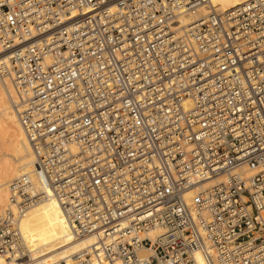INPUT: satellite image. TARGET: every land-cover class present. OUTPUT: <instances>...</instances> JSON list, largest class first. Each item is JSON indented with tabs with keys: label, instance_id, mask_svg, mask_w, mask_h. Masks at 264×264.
<instances>
[{
	"label": "built area",
	"instance_id": "built-area-1",
	"mask_svg": "<svg viewBox=\"0 0 264 264\" xmlns=\"http://www.w3.org/2000/svg\"><path fill=\"white\" fill-rule=\"evenodd\" d=\"M0 45L49 186L12 181L0 264H46L20 223L51 198L76 264H264V0H0Z\"/></svg>",
	"mask_w": 264,
	"mask_h": 264
},
{
	"label": "bare ground",
	"instance_id": "bare-ground-1",
	"mask_svg": "<svg viewBox=\"0 0 264 264\" xmlns=\"http://www.w3.org/2000/svg\"><path fill=\"white\" fill-rule=\"evenodd\" d=\"M211 1L213 7L224 11L249 0ZM200 12L206 15L209 9L202 7ZM78 15V12H74L68 19ZM190 22L188 17L182 16L174 26H186ZM12 57L13 50L3 49L0 45V69L10 67ZM18 103L19 95L13 82L0 73V214L11 207V183L19 175L30 173L40 186L45 189L49 187L19 119L16 108ZM209 184L211 183H207ZM196 192L195 188L186 192L185 198L188 202L193 200ZM20 227L28 247L36 252L37 261L46 264H76L77 259L81 261L80 253L90 250L95 243V238L91 235L75 238L61 205L54 198L33 206L21 218ZM195 257L198 264H207L201 253L196 252ZM89 264L99 262L93 258Z\"/></svg>",
	"mask_w": 264,
	"mask_h": 264
}]
</instances>
